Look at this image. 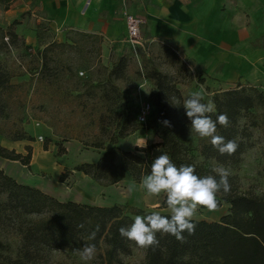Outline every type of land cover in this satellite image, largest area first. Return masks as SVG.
<instances>
[{"label": "rangeland", "instance_id": "374dc122", "mask_svg": "<svg viewBox=\"0 0 264 264\" xmlns=\"http://www.w3.org/2000/svg\"><path fill=\"white\" fill-rule=\"evenodd\" d=\"M38 0H19L18 4L32 8ZM151 0H133L131 4L124 0L127 6L126 12L131 10L136 16H142L141 5H147ZM195 10H199L202 4L200 0H190ZM141 4L138 8L137 6ZM122 6V5H121ZM27 8L18 19H28L32 9ZM101 8V7H98ZM113 12H107L101 16L95 14L93 19L102 22V28H94L91 31H79L61 26L52 29L49 22L43 18L36 23L37 46L29 47L22 44V38H17L14 45H8L7 50L0 51V62L10 73L11 88L4 94L5 111L0 115V140H8L16 132L24 131L32 141L27 142V146H32L34 151V164L29 166L21 164L19 161L9 160L0 157V169L14 178L17 182L28 184L51 194L60 201H75L90 205H112L123 206L124 212L135 218L131 214L133 209L144 211H158L166 197L161 194L154 199L157 205L136 206L129 201L118 198L119 194L124 196L126 186H121L119 190L112 189L113 185L103 186L93 181L90 177L73 170L79 164L97 161L104 149H96L91 146L92 142L102 141L104 148H109L110 138L114 129L123 121L124 108L120 104L114 107V112L106 113L102 103L96 96L87 95L90 85L83 84L89 75L96 83L99 79L103 81L105 72L103 68L94 69L96 56L91 49L97 46L88 37L78 34H94L102 38L100 43V63L107 69L111 65L112 56L125 55L130 59L129 66L124 79H115L113 82L120 92L130 100L133 107L143 106L149 103L150 111L147 120L151 119L154 106L151 102V93L154 91L152 82L146 77L147 71L152 68L170 75L176 82V86L181 91L182 101L190 96L194 91H200L207 102L215 91L232 88L237 82L243 85H253L260 88L252 80L240 77L237 81L230 82L224 78L208 76L202 69L196 67L191 61L179 56V50L169 41L155 40L149 36L147 22L142 25L140 39L142 45H133L128 41L125 28V19L119 17L117 10L119 4ZM218 11L222 20L237 17L248 22V12L244 7L239 8L234 0H221ZM264 14V12H263ZM41 17V12L35 14ZM140 18V17H139ZM7 27V26H6ZM6 27H3L4 29ZM16 28L15 24L11 29ZM59 34L60 38H56ZM261 37H264V33ZM4 40L10 41V38ZM61 42L63 45L53 46L48 52L52 60L47 66L50 69L40 70L42 66L41 51L46 43ZM264 41H262L263 44ZM261 41L259 42V44ZM171 48L170 50L165 47ZM178 56L177 59L173 53ZM77 78L82 80L77 81ZM139 122L141 128L133 133L116 139V145L123 149L134 150L137 144L146 142V146L156 143L159 138L154 130L147 128L148 121ZM102 127L104 129L102 130ZM154 134V135H149ZM42 136V139H39ZM188 139L196 145L201 139L194 132L188 134ZM47 142V149L44 144ZM247 148L235 166H223L234 176L236 185L241 192L262 195L264 194V130L261 127L251 128L246 139ZM1 145V144H0ZM22 150L26 154L25 145H15L12 148L15 152ZM159 147L151 149V155L162 154ZM194 160L197 163L202 158L196 151H192ZM32 158V154H31ZM5 160L7 162H5ZM69 171V172H67ZM66 172L65 177L60 181V175ZM128 182L133 181L129 174L124 176ZM135 182V181H134ZM137 183V182H136ZM35 184V185H33ZM127 185L126 183H124ZM141 184V181L140 183ZM118 187V186H116ZM143 191H145L143 189ZM117 202V203H116ZM221 207V206H220ZM219 207V208H220ZM223 209L210 212L205 208H200L194 219H204L207 221L218 220ZM219 214V215H218ZM3 240L9 244V254L15 255L19 246V237L8 226V232L2 235ZM104 246L96 249L95 258L87 264H103ZM145 256V249L133 246L130 255L122 256L125 263H141ZM46 263L44 264H86L82 261L77 252L53 249L45 253Z\"/></svg>", "mask_w": 264, "mask_h": 264}, {"label": "trees", "instance_id": "16d2710c", "mask_svg": "<svg viewBox=\"0 0 264 264\" xmlns=\"http://www.w3.org/2000/svg\"><path fill=\"white\" fill-rule=\"evenodd\" d=\"M13 1L0 0V5L6 9ZM14 24H17L16 20L5 29L0 24V51L7 50L8 45H14L15 40L19 38L14 29H11ZM78 34L97 43V46L90 50L97 57L94 69L102 67L105 71L102 72L104 78L101 82L97 79L96 83H93L91 75L83 80L84 85H90L86 94L92 96L97 94L104 111L110 115L120 102L124 108V119L114 129L110 138L111 146L104 148L102 141L92 142L91 146L104 149L103 153L97 161L89 164L85 162L73 168L99 185L116 184L126 174H129L133 181L140 183L145 175L150 174L151 163L159 156L151 155L153 147L161 148L177 166L194 165L199 176L215 175L212 172L215 167L211 162L235 166L248 146L246 139L249 130L255 127L264 130V88L237 82L232 88L213 93L210 100L214 101L216 111L209 114L213 120L222 113L228 115L229 127L224 128L217 124V134L223 136L226 141L235 140L238 144L237 151L231 156L221 155L211 145L209 138L199 139L196 145L192 144L188 139L191 121L182 106L181 91L170 75L152 68L147 71L146 77L155 89L150 95L154 110L152 118L149 120L146 118V121L147 128L154 130L159 141L146 147L135 146L134 150L119 147L116 145L117 138L125 137L141 128L137 122L140 106L136 108L131 106L130 100L113 82L115 79L125 78L130 59L125 55L112 56L111 65L107 69L100 63L102 38L94 34L82 32ZM5 38H10V41L4 40ZM63 44L46 43L40 53L42 61L40 70L50 69L47 63L52 58L47 53L52 51L53 46ZM172 53L179 59L174 52ZM10 77L8 69L0 62L1 116L5 111L4 94L13 85L10 83ZM77 81L82 80L77 78ZM165 120L170 122L171 127L164 126L162 122ZM8 139L32 141L24 131L16 132L8 136ZM32 148L25 145L26 154L23 155L12 148L0 145V157L29 166ZM44 149H47V142ZM192 151H196L202 158L200 163L194 160ZM65 175L66 172L60 175V181ZM229 182L230 192L227 195L223 192L217 195L220 206L225 203L228 205L227 213L222 214L218 220L194 219L195 233L193 235L184 233L183 243L173 236L158 233L159 245L145 249V260L138 264H264V194L241 192L232 175ZM165 200L160 207H167ZM130 212L132 215L151 213L133 208ZM133 221L134 218L126 214L123 206L119 204L105 206L71 200L60 201L36 187L17 182L0 169V264H44L45 253L49 250L77 252L86 244H95L96 249L104 246L103 264H131L125 263L121 257L130 255L132 247L136 245L122 237L119 229L130 226ZM80 224H84V228L78 227ZM97 225L99 231L95 239L89 240V233L95 230ZM8 226L21 239L13 256L8 252V242L2 237L8 232Z\"/></svg>", "mask_w": 264, "mask_h": 264}, {"label": "crops", "instance_id": "0c3cea01", "mask_svg": "<svg viewBox=\"0 0 264 264\" xmlns=\"http://www.w3.org/2000/svg\"><path fill=\"white\" fill-rule=\"evenodd\" d=\"M18 1L14 0L6 9L0 5V24L6 27L16 20L14 31L29 47L37 46L36 23L40 19L45 18L52 29L58 30L63 25L87 32L93 27L102 28V22L93 19L95 14H105L109 20L112 17L109 18L107 12H113L118 4L119 17L127 10L124 0H38L32 5L33 9L27 7L32 9L34 19L23 20L18 17L27 8ZM126 1L129 5L133 0ZM200 1L203 8L199 10L193 8L190 0H151L146 6L139 4L137 8L141 5L142 12V16H137L142 20L140 33L142 25L147 22L149 36L153 37L150 39L169 41L179 50L180 57L191 61L208 76L230 82L244 77L264 86V37H261L264 33V0H234L239 8L247 9L248 22L237 17L222 20L218 11L221 0ZM132 11L136 12L133 9L129 14L136 16ZM38 12L41 17L35 15ZM56 38H60L59 34ZM0 144L11 149L15 145L22 148L27 142L0 140ZM17 151L22 153L20 147ZM34 154L33 151L30 165L34 164ZM130 185L135 186L131 192L128 191ZM121 186H126L124 196H118L121 200H128L136 206L158 204L154 200L156 197L146 195L139 183L123 178L112 189L119 190ZM227 207L226 203L221 205V214ZM158 211L170 213L167 207L158 208Z\"/></svg>", "mask_w": 264, "mask_h": 264}, {"label": "clouds", "instance_id": "9594fccd", "mask_svg": "<svg viewBox=\"0 0 264 264\" xmlns=\"http://www.w3.org/2000/svg\"><path fill=\"white\" fill-rule=\"evenodd\" d=\"M203 101L204 95L200 91H194L183 102L186 116L191 121L190 132H194L201 139L209 138L211 145L221 155H233L238 148L237 142L226 141L223 136L217 134V124L224 128L229 127L228 115L222 113L213 120L209 114L216 111L214 101ZM162 123L164 126L171 127L167 120ZM137 145L146 147V142ZM212 172L215 175L199 176L196 174L194 165L177 166L166 153L157 156L151 163L150 174L142 178L141 187L150 197L163 194L166 197L165 202L170 215H162L159 211H152L147 215H136L130 226L119 229L120 235L144 249L159 245L158 233L170 235L177 241L185 242L184 233L188 235L195 233L196 224L193 221L199 209L218 211L220 202L217 195L221 192L227 195L231 190L229 182L231 173L227 168L215 167ZM134 187L130 185L128 191H133ZM78 227L84 228V224ZM98 231L99 225L89 233L88 239L94 240ZM77 253L87 264L95 258L96 246L86 244L82 249L77 250Z\"/></svg>", "mask_w": 264, "mask_h": 264}, {"label": "built area", "instance_id": "2783aa9c", "mask_svg": "<svg viewBox=\"0 0 264 264\" xmlns=\"http://www.w3.org/2000/svg\"><path fill=\"white\" fill-rule=\"evenodd\" d=\"M124 16L126 21L128 41L133 43V45H142L140 39V24L142 20L137 16L129 14L128 12H125ZM150 106L151 105H149V103H145L140 107L139 113L137 115V119L140 122L146 121L148 112L150 111ZM39 139H42V136H39Z\"/></svg>", "mask_w": 264, "mask_h": 264}]
</instances>
